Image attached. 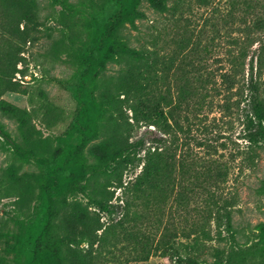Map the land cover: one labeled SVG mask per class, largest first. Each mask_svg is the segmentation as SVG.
I'll return each instance as SVG.
<instances>
[{"label":"rangeland","instance_id":"obj_1","mask_svg":"<svg viewBox=\"0 0 264 264\" xmlns=\"http://www.w3.org/2000/svg\"><path fill=\"white\" fill-rule=\"evenodd\" d=\"M135 1L35 0L42 30L38 40L25 45L23 60L17 65L21 72L15 74L24 92H5L1 96L28 111L27 141L36 150V157L22 159L0 140V227L19 236L23 253L20 260L11 264H28L29 249L25 252L23 248L28 243V228L38 214L36 208L42 202L38 198L42 186L57 194L74 179L77 183L70 199L91 204L104 190L100 186L104 176L102 165L92 156L96 144L110 139L117 145L141 140L148 146L158 137L197 169L203 170L209 159L222 167L223 179L209 188L218 203L231 209L237 243L244 248L253 247L236 264H254L260 259L255 246L264 248V193L258 191L259 182L264 179V146L255 149L256 156L250 165L249 144L242 138L248 103L237 85L230 90L220 84V73L230 67L228 53L236 48L231 41L242 37L237 16H227L230 11L235 12L231 0H208L207 4L191 0V12L182 14H160L141 0L137 8L144 17L136 19L135 27L127 22L120 27L122 40L130 47H147L166 57L175 51L180 38L191 37L192 42L182 54V65L192 73H210L212 81L220 85L221 91H209L200 107L191 102L180 116V130L162 134L153 126L133 124L131 119L127 122L126 117L110 126L94 121L95 97L119 69L111 59L108 26L120 9L127 14ZM256 47L257 42L249 49L247 61ZM178 63L170 64L166 84L173 97L177 95ZM0 121L18 144L26 145L15 122L1 114ZM61 155L65 157L63 166L58 163ZM11 165L20 174H33L30 182L22 186L9 180L4 171ZM140 169L141 165L126 168L125 183L133 181ZM178 182L193 187L189 180ZM179 185L161 208L144 197L123 195L119 188L109 187L114 190L113 208L102 213L106 230L102 241L94 246L95 264H174L165 261L157 241L164 227H171L174 222L181 241L179 249L185 253V244L190 240L179 231H190L197 218L195 212L206 207L207 197V192L198 188L195 193H188L182 204L176 199ZM206 228L212 239L202 241L200 250L203 257L211 260V247L227 245L229 236L224 227L217 230L214 219ZM143 235L149 236L147 245Z\"/></svg>","mask_w":264,"mask_h":264},{"label":"trees","instance_id":"obj_2","mask_svg":"<svg viewBox=\"0 0 264 264\" xmlns=\"http://www.w3.org/2000/svg\"><path fill=\"white\" fill-rule=\"evenodd\" d=\"M140 1L136 0L127 14L120 9L108 26L111 59L117 62L119 69L95 97L94 121L110 126L113 121L126 117L127 122L131 119L130 123L153 126L162 134H174L175 129H181L180 116L189 109L191 102L200 107L209 91H221L220 85L212 81L210 73L204 76L201 72L192 73L182 65V54L192 42L191 37L180 38L169 57L147 47H130L122 40L120 27L126 22L135 27L136 19L144 17V13L137 8ZM145 1L160 14L191 12V0ZM195 2L207 4L208 0ZM231 6L235 14L230 11L227 16H237L242 37L231 41L236 46V52L228 53L230 67L220 73V84L230 90L237 85L248 103L243 117L242 138L249 144L247 160L251 165L256 156L255 149L264 146V0H231ZM42 25L35 0H0V114L18 125L26 145L18 144L1 121L0 140L3 146L22 159L36 157L35 147L27 141L30 134L28 111L1 96L5 92H24L15 78V74L21 72L17 65L23 60L25 45L38 40ZM256 42L257 47L247 61L248 51ZM174 62H179L175 97L166 85L170 64L173 66ZM80 126L85 128L82 124ZM83 134L86 136V130ZM87 142L88 139H85V144ZM165 142L162 137L154 138L148 146L141 140L122 145L111 139L98 142L92 156L98 165H102L104 176L100 186L104 190L101 197L91 200V204L70 199L73 186L77 183L74 179L57 194L42 186L38 193L42 202L36 208L38 214L28 228V243L23 248L25 252L29 249L28 264H95L94 246L102 241L106 230L103 229L102 213H109L113 208L114 190L109 187L119 188L123 195L132 193L136 197H144L154 207L161 208L179 185L178 180H189L193 185H179L181 190L176 197L179 202L184 204L188 193H195L200 188L207 192L206 207L196 210L197 218L189 232L183 228L179 231L190 240L185 244V253L179 249L181 241L174 222L171 227H164L157 246L163 251L165 261L170 260L174 264H236L253 247L244 248L237 243L231 209L218 203L209 188L223 179L222 167L209 159L203 170L197 169L177 156L176 151L166 146ZM141 151H144L143 155H138ZM64 158L61 155L60 166L64 165ZM140 165L141 169L133 181L125 183L124 170ZM4 173L9 180L22 186L29 183L33 176L18 173L14 165L6 168ZM51 173L54 176V170ZM258 191L264 193V179L260 180ZM212 219L217 230L224 227L229 237L227 245L211 247V260H208L202 256L200 249L202 241L212 239L206 228ZM143 236L147 245L149 236ZM255 250L260 252V259L254 264H264V248L255 246ZM22 256L19 236L8 228L0 227V264H11Z\"/></svg>","mask_w":264,"mask_h":264}]
</instances>
